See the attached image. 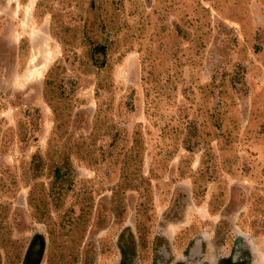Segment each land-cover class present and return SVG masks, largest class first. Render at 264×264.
<instances>
[{
  "label": "rangeland",
  "instance_id": "1",
  "mask_svg": "<svg viewBox=\"0 0 264 264\" xmlns=\"http://www.w3.org/2000/svg\"><path fill=\"white\" fill-rule=\"evenodd\" d=\"M0 264H264V0H0Z\"/></svg>",
  "mask_w": 264,
  "mask_h": 264
}]
</instances>
